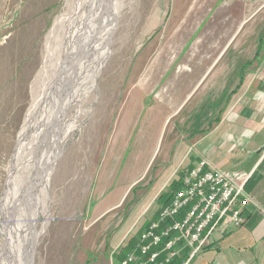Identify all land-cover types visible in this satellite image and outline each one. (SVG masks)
<instances>
[{
	"label": "crops",
	"instance_id": "crops-1",
	"mask_svg": "<svg viewBox=\"0 0 264 264\" xmlns=\"http://www.w3.org/2000/svg\"><path fill=\"white\" fill-rule=\"evenodd\" d=\"M176 1L170 0L159 31L148 44L141 43L130 61L119 63L130 52L131 38L117 50V74L112 81L123 82L125 75L135 73L137 104L126 110L128 117L118 116L117 124L116 104H102L97 142L109 148L101 156V169L93 180L92 169L76 174L70 186L68 198L81 200V208L88 207L87 198H102L91 208L93 220L102 223L116 199L124 196L126 201L133 179L149 175L148 186L129 197L116 231L100 235L102 253L95 260L89 255L95 234L91 237L88 232V264H118L127 252L137 251L141 232L180 186L179 179L201 160L207 161L206 168L250 173L245 189L256 204L245 208L241 227L213 233L193 256L189 247L178 242L172 257L169 250H162L157 262L264 264V0ZM124 30L126 25L119 28ZM114 93L107 95L114 98ZM102 96L105 99L106 93ZM147 96H152L149 113H164L167 122L163 134L165 123L153 122L149 131L154 126V133L148 140L143 126L135 134L137 121H133ZM147 143L151 145L147 157L133 148ZM123 148L130 150L124 158ZM93 159L97 160L96 154ZM119 169L122 178L113 185L110 177ZM88 176L93 185H88ZM69 247L61 245L59 258L51 261L63 264Z\"/></svg>",
	"mask_w": 264,
	"mask_h": 264
},
{
	"label": "rangeland",
	"instance_id": "rangeland-1",
	"mask_svg": "<svg viewBox=\"0 0 264 264\" xmlns=\"http://www.w3.org/2000/svg\"><path fill=\"white\" fill-rule=\"evenodd\" d=\"M72 1L0 0L1 246L4 242L3 231L6 223V220H4L5 208L2 203V198L13 167L14 161L12 157L15 152V145H17L18 135L23 125L26 112L32 102V86L36 79L35 77L42 69L41 67H43L45 58L47 59L49 53L47 45H51L57 35L60 36V33L56 32L58 28L55 30V21L60 18L64 20L67 16V20H71V6L69 3ZM169 6L170 0H123L121 8L118 10L116 17L110 25L109 50L102 70L88 97L85 109L78 118L76 117L77 119L66 120V122L69 120H73V122L57 146L58 152L47 187L49 200L46 211L44 214L38 215L36 219L38 227L42 223L47 225L45 232L38 239V244L34 249L33 264H60L56 260H51L53 258H59L58 252L60 247L66 243L70 244L71 247H69V257L65 258L63 264H88L87 253L90 243L88 232H90L89 236L91 237L92 234H95V239L92 242L93 252L89 254L91 260H95L96 256L102 253L103 238L101 236L116 231L118 222L123 215V208H127L130 204L128 201L129 197L134 196L140 189L148 186L149 175L142 173L140 177L134 178L132 189L126 201H124V196L116 199L115 206L105 212L102 223L100 220H93V210L91 209L102 198H87L86 203L88 207L85 205L84 208L78 205L81 204V200L75 202V200L68 198L70 186L75 181V175H84L86 173L85 171L92 169L93 180L94 175L101 169V156L107 153L106 149L109 148L107 144L104 146L97 142L100 140L102 132L101 113H99L102 104L109 106L116 104L114 106V110L117 111L115 124H117L118 116L121 115V120L125 116L128 117L130 114L126 110L135 107L137 104V101H134L136 100L134 96L136 88L138 89L137 81L134 80L135 73L130 72L125 75L123 82L121 80L112 81L117 74L115 70L116 62L118 61L116 58L118 55L116 53L117 50L128 38H131V45H133L130 52L124 56L122 55L119 58V63L122 64V62L130 61L133 58L134 52L142 46L141 43L148 44V41L159 31L166 19ZM125 25L126 30L120 32L121 26L125 28ZM63 27H66V22L63 24ZM52 28L54 30L51 32V37L49 38L48 34ZM117 43L119 46H117ZM111 91L115 92L114 98L108 97L107 95ZM105 93L106 97L104 99L102 94ZM142 105L141 114L134 116L133 120L135 122L137 121L135 134L138 135L143 126L146 129L145 133L148 132L147 140L148 136L152 138L154 126L150 131L149 128L153 122H156V124L165 123L160 132L163 134L167 123L166 114L149 113V106L152 105V96L145 97ZM149 121L152 122L150 123ZM115 124L113 128L114 133H116ZM133 148L139 151V153H142L144 157H147L151 152V145L148 143L144 147L137 145L133 146ZM129 152L130 150L123 148L120 155L124 158ZM95 154L97 157L96 161L93 159ZM97 161L99 162L95 166V162ZM121 164L123 165V163ZM117 172L118 170L115 171V174L112 173L110 177V182L113 185L117 184L122 178L123 169H119V174ZM88 174L90 175V173ZM93 184V182L90 184L88 176V185ZM106 193L104 197L107 196ZM94 223H97V225ZM49 247L54 249L48 251ZM53 250L55 253L52 257Z\"/></svg>",
	"mask_w": 264,
	"mask_h": 264
},
{
	"label": "bare ground",
	"instance_id": "bare-ground-1",
	"mask_svg": "<svg viewBox=\"0 0 264 264\" xmlns=\"http://www.w3.org/2000/svg\"><path fill=\"white\" fill-rule=\"evenodd\" d=\"M122 2L73 0L71 20L67 16L55 21L60 36L47 45V59L35 77L2 198L6 223L0 264H33L34 249L47 225L38 227L36 219L46 211L57 146L73 122L66 120L78 118L85 109L109 50L110 25Z\"/></svg>",
	"mask_w": 264,
	"mask_h": 264
},
{
	"label": "built area",
	"instance_id": "built-area-1",
	"mask_svg": "<svg viewBox=\"0 0 264 264\" xmlns=\"http://www.w3.org/2000/svg\"><path fill=\"white\" fill-rule=\"evenodd\" d=\"M201 160L180 179L178 190L159 210L140 236L137 251H129L118 264H160L162 250H169L182 242L191 256L201 250L215 232L241 227L245 208L254 202L246 191L250 173L207 166Z\"/></svg>",
	"mask_w": 264,
	"mask_h": 264
},
{
	"label": "trees",
	"instance_id": "trees-1",
	"mask_svg": "<svg viewBox=\"0 0 264 264\" xmlns=\"http://www.w3.org/2000/svg\"><path fill=\"white\" fill-rule=\"evenodd\" d=\"M178 188H179V186H178ZM178 188H176L175 191L178 190Z\"/></svg>",
	"mask_w": 264,
	"mask_h": 264
}]
</instances>
